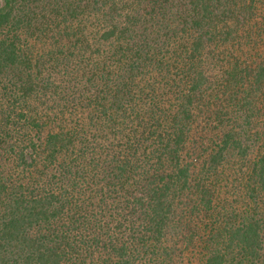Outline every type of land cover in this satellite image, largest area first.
<instances>
[{
    "label": "trees",
    "instance_id": "1",
    "mask_svg": "<svg viewBox=\"0 0 264 264\" xmlns=\"http://www.w3.org/2000/svg\"><path fill=\"white\" fill-rule=\"evenodd\" d=\"M0 264H264V0H0Z\"/></svg>",
    "mask_w": 264,
    "mask_h": 264
}]
</instances>
